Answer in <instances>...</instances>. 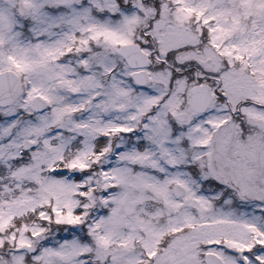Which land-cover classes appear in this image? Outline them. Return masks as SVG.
Listing matches in <instances>:
<instances>
[{
    "label": "snow or ice",
    "instance_id": "obj_1",
    "mask_svg": "<svg viewBox=\"0 0 264 264\" xmlns=\"http://www.w3.org/2000/svg\"><path fill=\"white\" fill-rule=\"evenodd\" d=\"M0 264H264V0H0Z\"/></svg>",
    "mask_w": 264,
    "mask_h": 264
}]
</instances>
